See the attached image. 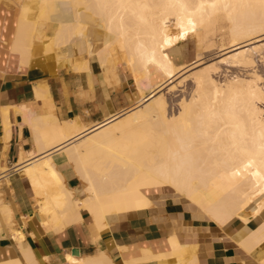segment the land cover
<instances>
[{"label": "bare ground", "instance_id": "obj_1", "mask_svg": "<svg viewBox=\"0 0 264 264\" xmlns=\"http://www.w3.org/2000/svg\"><path fill=\"white\" fill-rule=\"evenodd\" d=\"M224 19L229 23L231 46L223 45L221 63L232 58L233 66L254 67L257 60L250 50L264 46V0H30L22 6L10 44L21 62L33 56L37 38L48 28L52 34L43 38L47 53L61 56L70 47L77 52L85 48L89 56L98 55L106 80L110 74L117 78V67L124 66L138 93L129 113H107L104 120L89 127L79 117L60 120L51 104H46L42 116L29 121L36 149L16 170L30 181L34 212L47 229L61 232L81 222L82 210L88 211L99 228L104 227L109 213L149 206L151 190H170L186 197L221 226L236 218L248 224L263 213L262 75L255 70L246 78L235 76L221 84L214 78L217 63L199 72L193 68L196 73L190 76L195 89L189 101L182 99L178 115L170 116L161 93L180 87L189 76L167 87L185 67L176 62L181 46L195 38L199 28ZM232 52L237 56H226ZM197 55L195 66L203 64L199 49ZM88 62L73 69L89 71ZM44 93L36 89L38 98L44 100ZM62 151L81 182L82 199L52 159L53 153ZM1 210L10 220L8 206L2 205ZM11 232L25 260L10 257L0 264H38L24 234ZM170 241L178 249L176 240ZM238 244L247 251L263 245L264 220L253 230L245 226ZM144 253V259L154 257L149 250ZM66 261L113 264L103 251L98 258L67 254Z\"/></svg>", "mask_w": 264, "mask_h": 264}, {"label": "crops", "instance_id": "obj_2", "mask_svg": "<svg viewBox=\"0 0 264 264\" xmlns=\"http://www.w3.org/2000/svg\"><path fill=\"white\" fill-rule=\"evenodd\" d=\"M5 22L2 17L0 206H8L11 219H7L0 207V262L10 257L25 260L14 233L11 232L18 230L26 237L24 242L38 264H67V254L86 257L96 255L99 251L109 256L113 264H254L255 261V264H262L264 244L247 251L238 244V239L245 226L249 230L258 227L264 220V211L248 224L236 218L227 223L228 225L221 226L186 197L170 190L149 191V206L107 214L106 225L101 228L96 225L88 211L82 210L81 222L76 221L77 223L68 225L61 232L47 229L34 212L35 197L30 181L16 170L17 165L30 159L29 154L36 149L29 121L42 116L46 112V104H51L53 113L60 120L79 117L78 120L89 127L96 121L104 120L107 113L127 109L137 96L129 90L124 91L129 76L117 67V78L110 74L106 80L98 55L89 56L85 48L77 52L70 47L61 51V56L58 53H47L43 38L52 34L48 28L37 38L38 46L33 56L26 62H21L10 48L14 30H10L9 24L5 25ZM86 60L89 61V71L78 72L73 69V65H84ZM39 85L41 88L38 89ZM42 88L49 94L41 91ZM36 89L45 94L44 100L37 97ZM66 157L63 151L52 154L53 161L65 175L75 195L82 199L84 193L81 182ZM170 239L176 240L178 249L174 250ZM146 250L154 257L144 259Z\"/></svg>", "mask_w": 264, "mask_h": 264}, {"label": "rangeland", "instance_id": "obj_3", "mask_svg": "<svg viewBox=\"0 0 264 264\" xmlns=\"http://www.w3.org/2000/svg\"><path fill=\"white\" fill-rule=\"evenodd\" d=\"M29 2L30 0H0V19L4 17L6 22L7 23L9 22L8 24H9L10 30H14L16 19L20 14L22 6ZM22 3L23 5L20 6V4ZM224 20L216 21L208 25L206 28H201V29L199 28L197 33L195 34V38L190 39L189 41L185 42L181 46L180 48L181 53L179 54V57H177L176 62L177 64L183 65L185 67H183L182 69H179V71L180 70L184 71L185 69H191V67L192 69L187 70V71L185 70V73L180 71L181 73L179 72L178 77L176 76L177 78H175L173 82L167 84L168 88H170L173 85L175 86L179 84V81L183 78V76L189 75L188 78H186V82H184L180 87H177V86L175 88L171 87L170 89L171 91H168L167 89H163L161 91V93H164V95L166 96V100L168 101V104H169L168 113L170 114V116L178 115L179 111L181 110L180 104L182 103V99L183 101L184 100L189 101L188 99H190L191 95L193 94L192 92L195 89V82L190 75L196 72H199L200 70L204 68H207L208 64L210 63H213V64L217 63L218 68H217V72L214 73V78L218 80L221 84H225V82H228V80L234 78L235 76H241V77L246 78L255 70L262 75V78H264V63H263L264 58L262 59L263 60L262 61L258 57V54H261L262 56H264V46L263 45H260V47L256 50H253V49L250 50V51H254L253 56H255L257 60L254 67L233 66L234 64L232 63L234 62L232 58L230 60H227V63H221V57L222 58L225 57L224 56L225 54L222 56V54L225 52V51H222L223 45L225 46L224 48H230L231 46V40H230L231 37H229L230 35L228 32L230 31L229 29L230 27L228 26L229 23L228 21L226 20L224 21ZM261 40H262L261 43L264 44L263 37ZM198 49L200 53L203 54L202 55L203 57L201 56V58H203V64H202L204 65L203 68H200L202 66L201 64H199L200 66L199 65L195 66L196 64L194 65L193 63L197 61L198 59V55H197ZM228 54H230L231 57L235 54L237 56V52L227 53L226 56ZM211 65H209V67ZM197 67L199 68L198 70H197ZM119 68L122 73H125L127 76H129L127 88L124 91L127 92L129 90L133 94H135L138 98L136 83L134 79L131 77V74L128 72V70L124 66H119ZM193 68L196 70V72H193L194 70ZM189 71L190 72L192 71L193 73H190ZM136 101L137 100L133 101V103H135ZM132 108L133 107L129 106L127 109L120 111L121 115H125L129 113ZM86 257L98 258L99 253L93 256H86Z\"/></svg>", "mask_w": 264, "mask_h": 264}]
</instances>
